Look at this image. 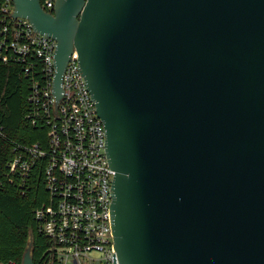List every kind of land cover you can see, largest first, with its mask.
<instances>
[{
	"label": "water",
	"instance_id": "1",
	"mask_svg": "<svg viewBox=\"0 0 264 264\" xmlns=\"http://www.w3.org/2000/svg\"><path fill=\"white\" fill-rule=\"evenodd\" d=\"M12 3L56 42L55 110L78 55L118 264H264V0Z\"/></svg>",
	"mask_w": 264,
	"mask_h": 264
},
{
	"label": "built area",
	"instance_id": "2",
	"mask_svg": "<svg viewBox=\"0 0 264 264\" xmlns=\"http://www.w3.org/2000/svg\"><path fill=\"white\" fill-rule=\"evenodd\" d=\"M40 1V0H39ZM56 0H41L52 12ZM12 0L0 5V64H19L25 73L36 64L41 80L33 79L26 117L48 127V144L13 146L8 163L20 185L28 184L43 163L48 202L36 211L38 230L50 242L47 264H118L109 222L110 188L115 171L106 161L102 121L77 70L78 55L66 64L58 100L51 94L56 42L33 32L23 18L11 17ZM95 254V255H93Z\"/></svg>",
	"mask_w": 264,
	"mask_h": 264
},
{
	"label": "trees",
	"instance_id": "3",
	"mask_svg": "<svg viewBox=\"0 0 264 264\" xmlns=\"http://www.w3.org/2000/svg\"><path fill=\"white\" fill-rule=\"evenodd\" d=\"M35 78H42L38 64L29 73L16 63L0 64V264H22L28 246L34 264H47L52 245L39 232L35 217L48 202L43 163L33 168L28 184L23 186L8 168L13 146L37 144L46 148L48 144V127L32 124L26 117Z\"/></svg>",
	"mask_w": 264,
	"mask_h": 264
},
{
	"label": "rangeland",
	"instance_id": "4",
	"mask_svg": "<svg viewBox=\"0 0 264 264\" xmlns=\"http://www.w3.org/2000/svg\"><path fill=\"white\" fill-rule=\"evenodd\" d=\"M93 255H95V254H93Z\"/></svg>",
	"mask_w": 264,
	"mask_h": 264
}]
</instances>
